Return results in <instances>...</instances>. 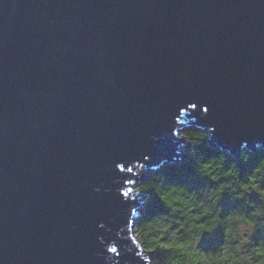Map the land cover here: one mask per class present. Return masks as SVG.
Instances as JSON below:
<instances>
[{
    "label": "water",
    "instance_id": "water-1",
    "mask_svg": "<svg viewBox=\"0 0 264 264\" xmlns=\"http://www.w3.org/2000/svg\"><path fill=\"white\" fill-rule=\"evenodd\" d=\"M187 125L264 145V0H0V264H149L134 186Z\"/></svg>",
    "mask_w": 264,
    "mask_h": 264
},
{
    "label": "trees",
    "instance_id": "trees-1",
    "mask_svg": "<svg viewBox=\"0 0 264 264\" xmlns=\"http://www.w3.org/2000/svg\"><path fill=\"white\" fill-rule=\"evenodd\" d=\"M202 131L185 126L181 130L186 145L181 161L161 165L156 173L154 169L146 171L139 181L138 191L146 200L135 221V236L144 250L151 253L149 264H224L226 260L233 264L241 258V264H264V243H261L264 241V193L260 192L264 188V151H242L237 160L225 151L227 161L223 157L206 158L202 163L203 179L189 193L186 186L175 183L193 175V164L187 153L193 149L207 155L221 151L208 144V135ZM191 155L196 156L197 152ZM159 176L174 182L173 187L184 188L172 193V201L188 199L189 195L196 199L188 207L174 203L169 209L159 198L162 194ZM210 185L225 188L224 195L214 205L202 204L199 194ZM238 189L246 190L243 199L236 195ZM205 212L211 217L210 223ZM240 226L246 230L240 231ZM209 227L215 231L209 233ZM201 232L205 233L202 239Z\"/></svg>",
    "mask_w": 264,
    "mask_h": 264
},
{
    "label": "clouds",
    "instance_id": "clouds-1",
    "mask_svg": "<svg viewBox=\"0 0 264 264\" xmlns=\"http://www.w3.org/2000/svg\"><path fill=\"white\" fill-rule=\"evenodd\" d=\"M214 131H215V129L213 127H209L207 129V132H205V133L208 135V133H211ZM202 132H204V131H202ZM156 139H157L156 137H153V140H156ZM242 144L247 145V141L242 142ZM255 147L257 150H260V149L264 148V145H262L261 143L258 142L255 145ZM181 151L182 150L178 149V156L173 157L174 160L177 159L178 157L182 158ZM193 151L197 152L196 156L191 155V153ZM187 155L190 157L192 164H193V175L189 176L183 182H175V183H179L183 186H186L188 188L189 193L191 192L192 186L195 185L199 180L203 179L202 163L204 162V160L206 158L215 157V158L219 159L220 157H223L225 161H227L229 159L228 155L223 150L219 151L218 154H215V155H207L205 153L198 152L196 149H193L192 151L188 152ZM158 171H159V168L154 166L153 172L156 173ZM158 180L162 186V194L159 198L167 205V207L169 209L172 208L174 203H181V204H184L185 207H188L190 201H192L193 199H196L195 196L189 195L188 199H180L178 201H172L170 199L172 193L178 192V191H184V188L183 187L177 188V187L171 186L174 182H170L166 177H163V176H159ZM225 190L226 189L222 188L220 185H210L203 193L199 194V199H200L202 204H213L214 205L217 202L218 198L222 197L224 195ZM260 192L264 193V188H262L260 190ZM245 193H246L245 189H238L236 192V195H238L239 198L243 199V195ZM257 194L259 195L260 193H257ZM205 215L209 216L208 222L210 223L211 217H210L209 213L205 212ZM200 220H203V217H201ZM189 231L191 232V229H189ZM207 231L209 233H211L212 231H215V229L209 227ZM204 234L205 233H203V232H201L199 234L201 239L204 236ZM251 235L252 234L249 235V240L251 238ZM194 242L197 244V246L199 245L198 240H196ZM261 243H264V241H262ZM242 259L243 258H241V260H239V261L233 262V264H241ZM224 264H228L227 260L224 262Z\"/></svg>",
    "mask_w": 264,
    "mask_h": 264
},
{
    "label": "rangeland",
    "instance_id": "rangeland-1",
    "mask_svg": "<svg viewBox=\"0 0 264 264\" xmlns=\"http://www.w3.org/2000/svg\"><path fill=\"white\" fill-rule=\"evenodd\" d=\"M181 150H182L181 153H183L184 148L182 147ZM134 171H135V172L138 171V173H139V172L142 173L143 170H142V168L140 167V168H138V169H135ZM143 172L146 173L145 171H143ZM137 187H138V185H135V186H134V194H135L136 192H138L136 196L139 197V196L141 195V192L138 191V188H137ZM145 200H146V197H145ZM143 204H144V202H143ZM245 230H246V229H245L243 226H240V231H245ZM140 253H141V254H144V253H146V250H144V248H141V252H140ZM150 256H151V253H149L148 255H146L145 258H146V259H149Z\"/></svg>",
    "mask_w": 264,
    "mask_h": 264
},
{
    "label": "snow or ice",
    "instance_id": "snow-or-ice-1",
    "mask_svg": "<svg viewBox=\"0 0 264 264\" xmlns=\"http://www.w3.org/2000/svg\"><path fill=\"white\" fill-rule=\"evenodd\" d=\"M191 107H195V105H192ZM205 112H207L208 110L207 109H204ZM121 171H123V169H121ZM128 171H131V169H128ZM113 251L115 252L116 250L113 249Z\"/></svg>",
    "mask_w": 264,
    "mask_h": 264
}]
</instances>
